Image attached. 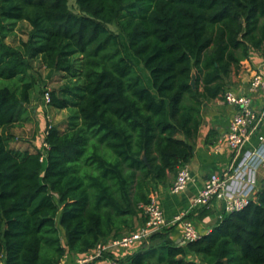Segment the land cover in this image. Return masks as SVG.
<instances>
[{"label":"trees","instance_id":"obj_1","mask_svg":"<svg viewBox=\"0 0 264 264\" xmlns=\"http://www.w3.org/2000/svg\"><path fill=\"white\" fill-rule=\"evenodd\" d=\"M74 1L78 11L70 0H0L2 264H57L142 225V205L193 157L204 103L252 51L264 55V0ZM23 19L28 40L6 43L8 24ZM33 59L65 73L49 104L71 116L63 130L47 119L29 152L11 146L6 128L28 111ZM17 76L19 92L1 83ZM173 228L125 262L264 264V186L197 240L179 245Z\"/></svg>","mask_w":264,"mask_h":264},{"label":"built area","instance_id":"obj_2","mask_svg":"<svg viewBox=\"0 0 264 264\" xmlns=\"http://www.w3.org/2000/svg\"><path fill=\"white\" fill-rule=\"evenodd\" d=\"M44 96L48 104L49 90L45 91ZM263 96L264 58L247 78L245 86L229 87L221 94L223 102L234 109L224 137L225 145L233 154V161L223 170L209 174L191 201L192 209H213L214 204H219L221 207L218 219H222L225 213L243 210L256 197L260 189L258 170L264 167V113L258 105V98ZM253 136L256 143L251 142ZM43 146L48 147L45 141ZM192 181L190 165L188 162L183 163L178 167L169 191L178 193L188 188ZM142 206L146 216L142 225L120 235L102 239L85 253L65 254L57 264H93L103 257L107 259L108 264H128L124 260L128 253L142 243L149 242L153 233L170 224L165 217L157 189ZM188 213L189 210L179 213L171 220L172 225L179 222L182 227L181 238L177 242L179 245L197 240L203 234L196 223L187 218Z\"/></svg>","mask_w":264,"mask_h":264},{"label":"crops","instance_id":"obj_3","mask_svg":"<svg viewBox=\"0 0 264 264\" xmlns=\"http://www.w3.org/2000/svg\"><path fill=\"white\" fill-rule=\"evenodd\" d=\"M263 58L264 55H262L261 53L252 51L250 54V60L242 61L243 63L241 69H239V72L237 73L236 70L232 71L229 78L226 80L228 84L227 86L234 88L245 86L247 78L251 75L253 70L261 64ZM34 99L36 100L37 97L34 96ZM35 100L31 99L30 104L27 106L28 115L25 117L28 119L23 120V117H21V119L17 120L15 123L6 128L7 132H9L10 129L18 128V124L22 126V123L23 128L25 127V129H30L32 127V122L35 121V116L37 117V119L39 118L40 121H38V123H35L34 125L37 126L38 132L40 130H42L43 132L46 126V121H43L40 111L46 110V104H41L39 101ZM258 105L259 107H261V110L264 113V96L258 98ZM202 111L203 121L197 135L193 139L195 144L194 155L188 162L193 175V181L188 186V188L178 193H171L169 191V186L172 184L176 175L172 173L169 175V179L166 184H160L158 186L157 193L161 200L165 217L170 222L169 226H172L171 220L175 215L189 210L187 218L192 219L202 233H206L215 225L218 219L219 207L221 206H219V204H214V207L211 210L212 212L208 215H205L204 217H201L200 211L202 209H192L191 201L198 190L203 186L204 182L207 180L209 174L212 171H221L233 161V154L225 145L224 137L229 119L231 118L234 109L232 106L224 103L221 96H218L205 102ZM262 127L264 128V118L262 121ZM41 137H43V135L40 136V134L38 133H36V138H34V135L31 138L28 134V141L26 142V144H22L23 147L21 146L20 148V144L17 146H11L20 150L35 152V150H37V147L41 143ZM251 142L256 143L255 136L252 137ZM258 178L261 188L264 186V167H261L258 170ZM181 234L182 227L178 222L174 225V228L171 231V237L177 243L181 238ZM139 247L140 246H137L130 253L137 251ZM107 262V259L103 258L97 260L93 264H108Z\"/></svg>","mask_w":264,"mask_h":264},{"label":"rangeland","instance_id":"obj_4","mask_svg":"<svg viewBox=\"0 0 264 264\" xmlns=\"http://www.w3.org/2000/svg\"><path fill=\"white\" fill-rule=\"evenodd\" d=\"M70 5L72 7V9L78 11L77 5L75 3L74 0H70ZM9 23V22H8ZM8 25L11 26L12 28V32L7 33L5 36V42L12 45V46H19L22 40H28L29 38V34H30V30H31V25L27 20H18L14 23H9ZM110 27L113 30H117L115 25H110ZM133 59L136 60V62L138 63L139 67L142 69V71L146 74L141 63L135 58V56L130 53L129 51L127 52ZM238 68L236 70V72H239ZM34 77H35V88L33 86V88L30 91V97L31 99H34V96L37 97V99L35 101H39L41 104H46V110L43 111L41 110V117L43 119V121L47 122V119L49 120L48 122L55 124L60 130H63L67 127L68 125V120L69 117L71 116V112L70 109L67 108H57L54 107L52 105H50L49 103H46V99H45V91L44 90H53V89H58L59 87L64 84L67 81V77H65V73L63 72H50L49 70L46 69L40 62V60H36L34 61V59L32 60V75L31 77H28V79H31L34 83ZM147 82L149 85H151V78L150 76H147ZM2 84H7L10 87H12L14 90H16L17 92H19L20 90V85H21V77L17 76L15 78H10V79H2L1 81ZM40 105V104H38ZM40 114V113H39ZM38 114V115H39ZM28 115V111H23L22 112V116L25 117ZM35 116V115H34ZM40 117V115H39ZM40 117V118H41ZM38 121H40V119L35 116V121L32 122L31 124V128L30 129H25V127L23 128V123L22 126L20 124H18V128L15 129H10V131L8 132L10 136H12V140L10 142V144L13 145H19L20 144V148L21 146L23 147L22 144H26V142L28 141V134L30 135V137L32 138L34 135V138H36V133L40 134V136L42 135V130H40L38 132V128L36 125H34L35 123L37 124ZM34 129V131H33ZM42 138V137H41ZM0 264L1 261H0Z\"/></svg>","mask_w":264,"mask_h":264},{"label":"water","instance_id":"obj_5","mask_svg":"<svg viewBox=\"0 0 264 264\" xmlns=\"http://www.w3.org/2000/svg\"><path fill=\"white\" fill-rule=\"evenodd\" d=\"M195 78H196V76L194 75V76H193V79H192V84H193V86H195Z\"/></svg>","mask_w":264,"mask_h":264}]
</instances>
